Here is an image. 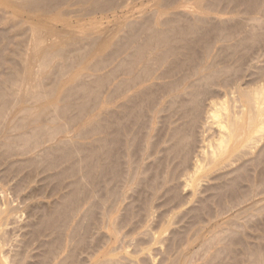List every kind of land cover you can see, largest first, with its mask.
Returning a JSON list of instances; mask_svg holds the SVG:
<instances>
[{
	"label": "rangeland",
	"instance_id": "obj_1",
	"mask_svg": "<svg viewBox=\"0 0 264 264\" xmlns=\"http://www.w3.org/2000/svg\"><path fill=\"white\" fill-rule=\"evenodd\" d=\"M106 1L0 0V260L264 264V0Z\"/></svg>",
	"mask_w": 264,
	"mask_h": 264
},
{
	"label": "bare ground",
	"instance_id": "obj_2",
	"mask_svg": "<svg viewBox=\"0 0 264 264\" xmlns=\"http://www.w3.org/2000/svg\"><path fill=\"white\" fill-rule=\"evenodd\" d=\"M17 1V0H16ZM20 1V0H19ZM23 3H25V5L27 6V7H31V8H34L35 10L38 8V7H40V8H43V9H46V10H50V9H52L54 6H55V4L59 1V0H21ZM96 1H98V0H96ZM103 1L104 0H100V2H98V3H103ZM106 1V0H105ZM108 1H110V0H108ZM107 2V1H106ZM20 3V2H19ZM108 4H109V2H107ZM106 3V4H107ZM110 3H111V1H110ZM104 4H105V2H104ZM42 39V38H41ZM39 48V47H38ZM38 51V50H37ZM35 54V56H37V52H35L34 53ZM53 53H46V54H42V56H41V61H42V65L44 64V66L45 67H49L50 66V60L53 58ZM134 74V73H133ZM20 76V75H19ZM18 75H17V77H19ZM135 77V76H134ZM136 78V77H135ZM135 80V79H134ZM13 81V80H12ZM16 82H18V79H17V81H16V79H15V83ZM24 82V81H23ZM13 84H14V86L15 85H19V84H15L14 83V81L12 82ZM23 84V83H22ZM129 84H131V83H129ZM137 84V83H136ZM132 85V84H131ZM22 86V85H21ZM20 86V87H21ZM122 86V85H121ZM133 86V85H132ZM135 86V85H134ZM16 88V87H15ZM22 88V87H21ZM20 88V89H21ZM127 88H128V85H127ZM19 89V90H20ZM29 89H30V87L29 86H26L25 87V90H26V92H28L29 91ZM18 91V90H17ZM122 91H123V89H122ZM21 92V91H20ZM20 92L18 91V92H16V93H14V95H17L15 98L17 99V97H19V95L20 96H22L21 94H20ZM31 93V92H30ZM124 93V92H123ZM26 94V93H25ZM29 94V93H28ZM40 95H42V94H40ZM40 95H38L39 96V98H41L42 96H40ZM0 98L3 100L2 102H3V104H5L4 105V109L7 107V103H9V101H4V99L6 98L5 96H4V94L2 93V90L0 91ZM7 100V99H6ZM13 100H15V99H13ZM20 100V99H19ZM6 102V103H5ZM10 102H12L11 100H10ZM107 102V101H106ZM45 107H47L48 108V106H45ZM2 108V109H3ZM29 109H26L27 111L28 110H33L35 107H28ZM46 108V109H47ZM45 109V108H44ZM45 109V111H47ZM43 109H42V112H45ZM2 112V111H1ZM35 112V111H34ZM259 112L260 113H263V109H261V108H259ZM3 113V112H2ZM37 113V112H36ZM1 115V114H0ZM249 116H250V113H249ZM3 127V126H2ZM241 127H243V128H246V126L245 125H242ZM255 127V126H254ZM1 129V128H0ZM3 130V129H2ZM256 131H257V129H255ZM258 140H259V138H257ZM256 139V140H257ZM1 142V141H0ZM1 154V153H0ZM1 156H2V154H1ZM14 212V210L12 209V208H7V209H2L1 210V213H0V250H1V248H2V244H4L5 246H6V238H4V227H5V225H7V224H9V220H10V215L12 214ZM13 218V217H12ZM11 222V221H10ZM6 232V231H5ZM8 236V235H7ZM4 241H5V243H4ZM4 246V247H5ZM2 252V251H1ZM2 254V253H1ZM3 256L2 257H6V256H4V252H3V254H2ZM3 259H5V258H3ZM3 259H1L0 260V264H5L4 262H3ZM19 261V260H18ZM20 262V261H19ZM17 264V263H16Z\"/></svg>",
	"mask_w": 264,
	"mask_h": 264
}]
</instances>
